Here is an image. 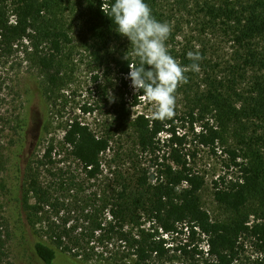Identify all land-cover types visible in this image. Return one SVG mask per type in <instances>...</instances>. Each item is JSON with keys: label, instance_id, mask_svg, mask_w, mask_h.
Instances as JSON below:
<instances>
[{"label": "rangeland", "instance_id": "rangeland-1", "mask_svg": "<svg viewBox=\"0 0 264 264\" xmlns=\"http://www.w3.org/2000/svg\"><path fill=\"white\" fill-rule=\"evenodd\" d=\"M92 1L66 0L60 7V24L69 34L71 43L57 59L61 71V82L57 87H48L43 72L35 62V54L44 53L47 45L35 51L27 41H22L13 46L10 54L0 52V223L4 221L10 233L5 252L12 264H38L28 247L22 246L20 235L23 232L29 239V228L19 209L18 199L19 190L26 191L31 178L39 179L52 196L59 198V204L63 202L60 210L58 207L45 209L46 216L50 215L56 221L61 216L77 214V207L83 206L78 202L93 193L100 194L117 172L123 176H138L142 171L152 174L155 159L168 157L166 147H162L159 155L147 156L136 145L130 122L139 114L151 116L154 105L138 97L130 86L131 80L120 73L116 65L135 57L131 41L121 34L100 33L94 21ZM243 2L156 0L155 6L157 20L172 26L166 41L170 55L181 66L194 63L187 56L190 51L199 52L202 57L196 61L200 71L186 72L188 82L177 89L175 116L172 119L176 135L185 137L181 153L187 156L193 171L204 178L201 204L213 221L226 220L229 216V212L213 199V182L220 178L225 182H234L240 175L238 168L231 165L227 150L237 153L236 162L239 164L264 162L263 141L255 139H264L260 124L253 121L225 129L223 124L213 119L205 100L209 92L216 90L242 97L255 96V82L262 76V71L243 66L239 59L245 52L233 41L230 25L224 24V19L218 17L220 8L225 5L238 8ZM262 47L264 43L258 41L254 49L260 52ZM133 96H137L135 106ZM190 111L201 114L202 120L190 125L187 119H180ZM73 120L86 124L97 136L110 138V148L100 157L101 173L95 180L84 178L81 165L63 144L64 133ZM206 121L219 130L223 129L222 140L216 144L214 153L193 141L194 133ZM237 135L250 140L238 139ZM166 137L165 134L160 136L161 140ZM242 139L247 142L248 148L239 145ZM50 144L53 150L45 159L44 154ZM158 159L157 162H161ZM62 182H71L75 190L68 192L62 189ZM29 202L33 203L32 200ZM258 222L253 216L248 219V225ZM144 228L149 226L145 224ZM203 239L199 233L191 238L182 230L181 234L174 236L172 245L179 247L187 244V250L194 247L205 250L207 246ZM256 244L253 237H241L237 257L231 264H264V253ZM194 258L195 262L203 264L205 256ZM53 264L102 263H80L57 253ZM168 264L191 263L186 257L174 253Z\"/></svg>", "mask_w": 264, "mask_h": 264}, {"label": "trees", "instance_id": "trees-1", "mask_svg": "<svg viewBox=\"0 0 264 264\" xmlns=\"http://www.w3.org/2000/svg\"><path fill=\"white\" fill-rule=\"evenodd\" d=\"M65 1L0 0V52L10 54L13 46L22 41H27L35 51L47 45L44 53L35 54V62L50 88L57 87L61 82L57 59L71 43L69 34L60 24V7ZM144 2L158 19L156 0ZM113 3L114 0H93L91 7L100 33L119 36L117 25L102 11V5L110 8ZM218 11V17L233 29V41L245 52L239 59L243 66L256 67L262 71V76L255 82V96L242 97L217 90L209 92L205 98L209 112L225 129L257 122L264 136V47L260 52L254 49L256 42L264 43V0H244L238 8L225 5ZM117 63L123 75H128L129 63L139 66L136 57ZM140 94L142 92L137 93L138 97ZM133 97L135 106L137 96ZM200 115L190 111L180 119H187L190 125H194L202 120ZM173 121L137 115L130 122V127L140 152L155 156L159 155L162 147H166L168 157H158L161 162L155 159L152 174L147 171L138 176L113 173L115 178L100 194L93 193L78 202L83 206L77 207L75 215L61 216L56 221L52 216H46V208L58 207L60 210L64 204H59V198L52 196L39 179L31 178L26 191L19 190L18 206L30 233L28 240L23 232L20 234L22 246L28 247L38 264H53L57 253L80 263L168 264L172 255L179 253L191 264H198L195 256H205L203 264H231L238 254V240L244 235L253 237L264 253V162L239 164L236 162L237 153L227 150L231 165L238 168L240 175L234 182H225L223 178L213 182L215 203L229 212L226 220L213 221L201 204L204 178L193 171L187 156L181 153L185 137L176 135ZM222 130L206 121L194 133L193 141L214 153L216 144L222 140ZM162 134L168 137L161 140ZM109 139L108 136H97L78 120L68 124L63 144L81 165V174L87 181L100 175V157L109 150ZM244 139L239 145L247 147ZM255 139L264 144L262 137ZM52 150L50 144L45 151V159L50 157ZM60 187L68 192L75 190L71 182H62ZM250 216L260 222L248 225ZM145 224L149 228H144ZM182 230L191 238L199 233L204 237L207 248L187 250V244L174 247V236L181 234ZM9 237V230L2 221L0 264H12L5 252Z\"/></svg>", "mask_w": 264, "mask_h": 264}, {"label": "clouds", "instance_id": "clouds-1", "mask_svg": "<svg viewBox=\"0 0 264 264\" xmlns=\"http://www.w3.org/2000/svg\"><path fill=\"white\" fill-rule=\"evenodd\" d=\"M106 8L109 10L105 11ZM102 11L117 25L116 31L131 41L133 56L138 58L139 66L129 63L130 71L126 78L131 80L130 86L136 93L142 92L139 95L141 100L154 105L151 119H172L177 89L188 82L186 72L200 71L196 61L202 59L201 55L190 51L187 56L194 63L181 66L170 55L166 45L172 26L158 21L144 0H114L110 8L102 5Z\"/></svg>", "mask_w": 264, "mask_h": 264}, {"label": "built area", "instance_id": "built-area-1", "mask_svg": "<svg viewBox=\"0 0 264 264\" xmlns=\"http://www.w3.org/2000/svg\"><path fill=\"white\" fill-rule=\"evenodd\" d=\"M80 122V121H79ZM82 123V122H81ZM82 124H84V123H82ZM84 125H86V124H84Z\"/></svg>", "mask_w": 264, "mask_h": 264}]
</instances>
